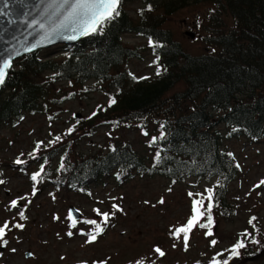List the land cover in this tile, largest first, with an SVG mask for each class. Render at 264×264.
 Here are the masks:
<instances>
[{"label":"trees","instance_id":"16d2710c","mask_svg":"<svg viewBox=\"0 0 264 264\" xmlns=\"http://www.w3.org/2000/svg\"><path fill=\"white\" fill-rule=\"evenodd\" d=\"M190 1L142 0L135 21L122 0L121 15L107 23L103 32L90 35L77 46H61L54 56L42 58L43 52L37 51L13 65L5 83L0 85V129L12 127L26 113L50 108L64 96H86L87 90L97 86L85 84L90 79L114 87V92H109V98L116 100L114 105L109 107L106 103L97 116L74 123L71 134H66L67 128L62 130L58 133L61 141L39 151L37 159L49 158L39 187L50 184L54 189L85 190L90 183L105 184L111 179L122 184L136 176L160 175L171 184L190 176L211 177L216 179L218 201L213 208L214 220L236 214L228 192L241 167H235L240 161L225 141L243 139L259 144L264 139V0H193L192 3L207 6L197 18V40L205 46L201 53L186 50L173 31L162 25ZM148 5L151 11L147 10ZM124 33L152 37L162 45L155 50L152 47L155 58L160 57V75L128 84L126 63L138 53L122 41ZM60 81L69 86L79 84L81 92L56 97L52 90ZM101 123L142 133H148L149 128L161 131L164 123L166 138L150 145L151 137L159 135H147L149 154L145 156L139 155L129 140L119 138L90 154L74 149L77 140L89 137ZM61 146L65 148L50 169V158L57 155ZM158 150L162 160L153 167ZM62 156L66 170L58 172ZM32 159L28 156L27 161ZM50 171L52 174L47 175ZM250 216L257 217L259 248L264 247L259 216L257 212ZM245 228L252 231L248 223ZM259 248L249 244L242 251V258L231 264H240Z\"/></svg>","mask_w":264,"mask_h":264},{"label":"rangeland","instance_id":"374dc122","mask_svg":"<svg viewBox=\"0 0 264 264\" xmlns=\"http://www.w3.org/2000/svg\"><path fill=\"white\" fill-rule=\"evenodd\" d=\"M190 2L186 7L168 16L162 25L173 30L176 39L181 41L186 50L201 53L205 51L204 44L197 39H191L185 32H193L196 34L195 38H198L197 18L206 12L207 6L199 2L192 3L193 0ZM141 6L142 0H125L127 12L134 18L137 17L136 8ZM123 40L129 46H136L141 52L140 57L134 56L128 60L130 72L137 77L153 76L155 66L151 63V54L144 48L145 38L127 33ZM56 50L55 48L44 50L43 56L52 55ZM93 82L89 80L87 84ZM96 85L94 90L86 91V96L76 94L56 101L50 109L36 114L26 113L16 126H6L0 130V168L5 170V174L0 178L5 181L4 184H0V224L5 220L25 224L23 230L13 229L8 234L9 244L2 251L0 264H81V262L93 264V261L99 260H106L107 264H129L140 256L164 264H208L215 252L228 247L236 233L246 229L247 220L253 212H257L264 233V186L260 189L253 188L260 179H264V139L260 144H249L243 139L225 141L242 165L239 173L241 175L230 183L228 192L229 199L234 201L236 214L215 219L214 237H206L204 229L198 227L194 229L187 251L183 248L182 240L171 237L169 230L185 222L190 215L191 198L188 193H204L206 188L214 187V178L188 177L174 185L157 175L136 177L120 185L107 179L105 184L90 183L89 194L64 188L52 190V185H46L29 199L32 189L29 185L33 182L29 180L26 172L32 170L35 172L40 160L30 162L26 166L29 169L27 168L25 172H21L20 167L14 166L15 169H12L10 165L15 164L13 160L21 153H23L21 158L24 159L33 150L35 141L50 145L49 141L53 140L57 133L77 121L74 113L80 114L79 120H82L93 111L97 112L107 100L106 90L109 87L98 82ZM71 90L81 92L80 85L68 86L65 83H57L52 92L58 91L56 97L59 98ZM49 115L51 119L48 118ZM148 133L159 135L160 131L149 129ZM118 138L129 140L139 154H148L143 143L145 136L140 132L132 128H108L103 124L97 127L95 134L77 141L74 147L80 152L90 154ZM57 159L53 160L54 164ZM20 197L26 199L19 200ZM112 197L116 200H112ZM161 197L165 200L164 204L158 203ZM13 199L19 201L17 208L9 207ZM28 200H31L30 204ZM112 203H118L123 212H116L110 218V224L104 234L98 237L97 242L92 244L84 242L86 236H82L80 230L87 232L91 226L82 223H78L77 227L72 229L73 236L66 235L69 230L66 220L68 205L72 204L80 209L84 219L99 220L92 209L95 207L111 212ZM25 204L27 207H24ZM21 208L27 217L23 221L18 216ZM54 214L60 219L54 220ZM212 238L219 241L215 248L209 243ZM173 244H176L175 248L172 247ZM156 246L165 251L164 257L157 256L153 251ZM12 248L17 251L11 252ZM27 250L33 253L31 257L25 256ZM259 262L246 261L243 264Z\"/></svg>","mask_w":264,"mask_h":264},{"label":"snow or ice","instance_id":"6c2138e0","mask_svg":"<svg viewBox=\"0 0 264 264\" xmlns=\"http://www.w3.org/2000/svg\"><path fill=\"white\" fill-rule=\"evenodd\" d=\"M12 5H20L21 7L17 10L12 7ZM122 5V0H33L29 3V0H0V25L7 24L12 27L13 32L20 33L19 36L12 35L11 41L4 38L5 34L9 33V28L0 27V43L4 47L0 48V85H3L6 81V77L13 68V60L15 57L20 56L22 53H31L37 47L49 44L56 39H64L68 41H75L81 37H86L98 32H103L104 27L107 23L114 20L116 17L121 15L120 8ZM147 10L151 11V5L147 6ZM143 9L140 10L143 14ZM210 11H214L210 10ZM22 26L20 27L15 26ZM196 26H200L199 19L196 22ZM31 37V39H29ZM148 43L155 50L156 47H162L158 45L152 37L148 38ZM214 51V50H213ZM160 57L157 55L153 64L156 65V74H161V67L159 65ZM166 70V69H164ZM128 75L133 80H144L148 79L146 76L137 77L135 74L129 72ZM116 103L115 98H109L108 106L111 107ZM97 112L93 111L90 116L86 119H91L97 116ZM75 116V113L73 114ZM77 124L80 120L77 119ZM76 125H72L66 129V134H71L74 132ZM161 131L159 136L151 137L149 141L150 145L156 144L158 140H163L166 138V133L163 131L164 123L160 125ZM236 131V129H233ZM148 135L147 132L143 133ZM62 137L60 135H55L53 140L49 141V144H55L61 141ZM42 147V142H36L33 150L28 153L29 157L36 159L38 157L39 150ZM228 156H232V153H228ZM17 156L14 160L16 165H25L26 161ZM48 156L43 157V163L39 165V170L31 174L30 179L33 182L31 189V196L37 194L38 188L37 184L41 183L44 179L45 165L48 163ZM161 151H156L154 156L153 167H156L161 163ZM236 168L241 166L237 163ZM23 170V169H21ZM66 170L65 157L60 158V163L57 171ZM122 174V173H121ZM120 175V174H118ZM5 181L0 179V184H4ZM175 183V181H173ZM219 184V182H218ZM264 186V179H260L256 184L253 185L254 189H260ZM171 191V188L168 189ZM51 195V194H50ZM189 198H191L190 215L186 218V221L171 227L169 230V235L175 240H182L183 248L187 251L190 247L189 241L190 236L194 229L197 227L206 230L204 235L206 237H214L215 233L213 231L216 221L213 217V208L216 206L218 201L216 200V192L214 187H208L204 190V193L200 192H189ZM26 197H20L19 200H25ZM55 199V196H53ZM116 200L115 197L111 198ZM239 199V197H237ZM31 203V200H28ZM148 203V201H145ZM160 204H164L165 200L163 197L158 201ZM19 201L13 199L10 202V208H17ZM27 207V204L24 205ZM111 208L113 211H102L100 208H93L92 211L96 213L99 217L97 219H83L82 221L78 217L80 209L69 208L67 210L66 220L68 221V231L67 236H73L72 229L77 227L79 222L85 225L91 226L87 232L83 229L80 230L82 236H86L85 243L92 244L97 242L98 237L104 234L106 227L109 224L110 218L115 215L116 212H123L122 207L118 203H112ZM18 216L21 221L26 220V214L23 208L19 209ZM54 220H59L58 215H53ZM257 217L250 216L247 223L251 226L252 231L244 229L242 232L237 234V238L228 247L215 252L208 261V264H231L234 259L242 258V251L247 250L249 244L256 245L258 248L261 246V241L258 239V233L260 229L255 223ZM25 224L21 222L11 223L5 220L0 224V248H6L9 244L7 239L8 234L13 229H24ZM210 246L215 248L219 243L218 239L212 238L209 241ZM173 248L176 244L172 245ZM17 249L12 248L11 252L15 253ZM153 251L159 257H164L166 255L165 251L159 246L153 248ZM3 253L0 252V256ZM32 252H27V256L31 257ZM85 264V262H81ZM93 264H107L106 260L93 261ZM134 264H146L145 259H136ZM150 264H155V261H151Z\"/></svg>","mask_w":264,"mask_h":264},{"label":"water","instance_id":"95a60500","mask_svg":"<svg viewBox=\"0 0 264 264\" xmlns=\"http://www.w3.org/2000/svg\"><path fill=\"white\" fill-rule=\"evenodd\" d=\"M31 2H33V0H29V3H31ZM12 7L14 8V9H19L21 6L20 5H12ZM0 27H6V28H9V33H7V34H5V36H4V38L6 39V40H9V41H11V37H12V35H17V36H19L20 35V33H18V32H13L12 31V27L13 26H9V25H7V24H3V25H0ZM15 27H20L21 29H22V26H15ZM185 34L186 35H188V36H190L191 38H193L194 37V33L193 32H190V31H186L185 32ZM29 39H31V37L29 38ZM57 40H62V41H64V39H56L55 41H57ZM54 42V41H53ZM45 45H47V44H44V45H41V46H39V47H37L36 49H34V50H37V49H39V48H42V47H45ZM2 47H4V45L2 44V43H0V48H2ZM33 50V51H34ZM32 51V52H33ZM28 54V53H27ZM22 55H24V53H22L20 56H18V57H21ZM18 57H15L14 59H16V58H18ZM70 208H73V207H70ZM78 216H79V213L77 214ZM2 248H0V250H1ZM264 258V249H261V250H259L258 252H256V253H254V254H252V255H250V256H247V257H245L243 260H242V263H244V262H246V261H256V260H262Z\"/></svg>","mask_w":264,"mask_h":264}]
</instances>
